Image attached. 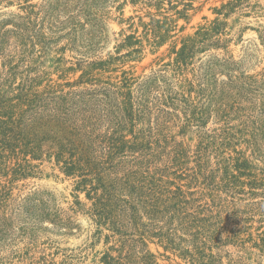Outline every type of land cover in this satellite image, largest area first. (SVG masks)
<instances>
[{
	"label": "trees",
	"instance_id": "trees-1",
	"mask_svg": "<svg viewBox=\"0 0 264 264\" xmlns=\"http://www.w3.org/2000/svg\"><path fill=\"white\" fill-rule=\"evenodd\" d=\"M110 1L114 0H44L38 10L28 4L27 14H19L9 22L0 20V242L10 245L15 237L24 238L27 264H47L46 257L31 255L30 246L40 239L43 223L51 222L58 232L72 234L74 216L82 213L97 225V234L108 229L112 234L106 235L107 240L119 236L120 255L113 257L107 252L105 264H125L123 260L129 263L137 258L140 244L146 245L145 232L165 240L166 249L181 250V255L188 256L193 264L199 263L198 257H204L206 248L213 250V246H207L208 241L218 238V225H212L218 216L212 215L213 210L196 196L204 197V192L184 189L175 180L191 178L194 184L203 177L201 183L210 186L215 172L205 167L199 148L195 150L197 166L189 173L193 150L175 135L164 133L168 126L163 115L170 109L183 114V127L194 123L202 126L212 114L227 123L237 117L241 128L235 139L248 135L244 141L255 154L264 157V74L259 77L241 72L232 79L229 73L240 68L233 55L219 58L213 54L196 69L199 53L213 49L230 53L231 17L262 14L264 3L221 0L213 7V20L183 37L180 46L178 41L171 45V61L164 68L144 76L135 75L132 66L112 81L109 76H96L119 71L118 61L139 56L144 42L129 34L116 45L117 55H100L105 38L101 24ZM198 1L204 4L209 0L131 3L154 8L161 15L171 11L187 17ZM164 16L162 19L151 14V21L143 22L144 36L157 50L176 27L174 20ZM83 17L85 23L81 22ZM260 38L264 44V30ZM63 41L66 45L58 48ZM125 48L129 51L118 55ZM68 49L82 56L77 67L68 69L82 71L74 82L47 79L48 73L39 74L31 66L37 62L38 50L60 53ZM121 64L124 66L125 61ZM221 70H227L228 81L219 79ZM177 114L175 118L180 119ZM137 124L143 127L136 130ZM45 163L75 179L76 201L68 208L60 207L49 195L13 196L15 184L36 176ZM247 164L245 159L237 168ZM228 178L225 189L235 193L234 181ZM81 193H85L89 205L80 199ZM180 231L190 239H183ZM125 247L129 253L126 256L122 253ZM144 264L157 263L149 260Z\"/></svg>",
	"mask_w": 264,
	"mask_h": 264
},
{
	"label": "rangeland",
	"instance_id": "rangeland-1",
	"mask_svg": "<svg viewBox=\"0 0 264 264\" xmlns=\"http://www.w3.org/2000/svg\"><path fill=\"white\" fill-rule=\"evenodd\" d=\"M11 3L0 1V20L9 22L17 15L27 14L25 7L28 4L39 6L44 0H31L26 3L24 0H11ZM116 1V2H115ZM264 3V0H254ZM221 4V0H209L203 4V1L195 2L194 9H190L187 17L179 16L174 12L157 13L156 9L144 7L143 5L133 6L131 0H114L106 5V14L102 19L104 40L100 48V55L105 57L117 55L116 45L122 42V39L129 34H135L143 39L144 50L139 56L125 57L118 61L120 70L117 72H108L96 77H111L115 81L117 75L121 76L122 71L130 70L133 66L135 75H149L154 71L164 68L165 63L171 61L168 56L171 45L178 41L181 45V39L187 35L194 34L200 25L213 20L216 15L213 7ZM168 7V5H167ZM180 9L183 8L181 5ZM150 11L152 13H150ZM151 14L157 18H164L167 15L174 20L175 29L172 30L171 37L165 45L159 50L152 44H149L144 36L145 28L143 22L151 21ZM154 14V15H153ZM133 19H130V18ZM85 23V18L81 19ZM229 29L233 40L229 46V54L226 55L223 49L211 50L197 55L196 69L201 63L213 58L215 54L219 58L233 55V59L240 67L235 72L229 73L232 79L240 76L241 72L246 75L264 74V44L260 38V31L264 30V13H255L246 17H231L229 19ZM10 28V26L8 27ZM88 30V28H87ZM87 32V31H86ZM239 36L242 39L239 40ZM67 41L59 44L58 48L65 46ZM40 49V48H39ZM128 49H123L120 54L127 53ZM40 54V55H39ZM37 62L31 64L36 67L39 74L48 73L45 77L52 78L54 81L65 83L74 82L81 76L82 71L68 70L77 67V61L82 56L75 51L66 50V52H55L50 50L41 53L38 50ZM40 56V57H38ZM61 59V62L57 61ZM160 58H164L160 60ZM91 59V58H90ZM1 61V59H0ZM125 61V65L121 64ZM171 68H168L170 70ZM2 70L0 62V72ZM219 79L228 81L227 70H221ZM164 72V71H163ZM223 73V74H222ZM43 76V77H44ZM192 76V72L188 73ZM21 77H18V82ZM47 83V80L44 84ZM85 86H81L84 88ZM89 87V85L87 86ZM67 89V88H66ZM163 115L167 130L164 133L175 135L178 141H184L192 150L189 167L191 174L197 166L195 150L201 148L203 154V163L208 169H214L215 178L212 185L208 186L201 183L204 179L193 184L191 178L176 179L178 185H183L184 189L204 192L201 197V203L207 205L213 210L212 215L218 216V221L213 219L212 223L218 225V238L214 242L208 241L207 246H213V250L206 248L204 257L200 262L194 264H264V157L253 152L249 144L244 139L248 135L236 140V132L241 128L237 117H232L228 121L218 119L215 114L209 115L205 123L201 126L194 123L188 127H183V114H177L172 111ZM175 114L178 118H175ZM143 127L137 124V128ZM247 160L249 166L242 169L237 168L238 163ZM239 161V162H238ZM231 173L234 174L232 177ZM229 177V178H228ZM234 181L233 187L235 193L227 192L225 189L226 180ZM257 181V183H256ZM75 179L66 177L58 169H54L51 164L45 163L41 166L40 172L36 176L15 184L14 197H25L29 194L37 193L38 197H53L58 205L68 208L76 201V192L74 191ZM80 199L84 203L90 204L85 193L80 194ZM76 227L72 234H65V231L58 232L51 222L43 223V230L40 232V239L32 248L31 255L37 259L47 258V264H105L104 256L110 252L113 257L120 255L121 242L119 236L107 240L106 235L112 234L108 229H104L101 235L97 234V225L93 220L82 213L74 216ZM147 220L145 223L147 224ZM215 232V231H214ZM179 235L189 240L190 237L179 232ZM138 237V236H136ZM15 241L10 245L0 242V264H27L25 257V246L27 240L15 237ZM146 245L140 244V252L137 258L123 260L125 264H144L149 260H154L157 264H193L188 256L181 255V250L173 251L166 249L168 243L160 240L158 236H152L150 232H145ZM182 241H180L181 243ZM29 245V244H28ZM182 246L189 248L186 242ZM111 248L114 250L111 251ZM122 253L128 255V249L125 247ZM144 249V251H143ZM209 254H213V256ZM135 257V256H132Z\"/></svg>",
	"mask_w": 264,
	"mask_h": 264
}]
</instances>
